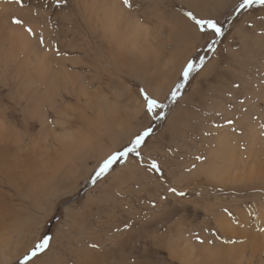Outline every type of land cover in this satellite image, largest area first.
Returning a JSON list of instances; mask_svg holds the SVG:
<instances>
[{
  "label": "rangeland",
  "instance_id": "1",
  "mask_svg": "<svg viewBox=\"0 0 264 264\" xmlns=\"http://www.w3.org/2000/svg\"><path fill=\"white\" fill-rule=\"evenodd\" d=\"M239 2L0 0L5 264L44 235L50 247L32 264H211L194 243L208 253L247 245L246 263L264 264V158L247 159L253 146L264 153V6L237 13ZM188 12L222 24L212 50ZM141 89L167 107L148 113ZM149 127L140 156L93 183L102 161ZM213 206L245 232L215 228Z\"/></svg>",
  "mask_w": 264,
  "mask_h": 264
},
{
  "label": "snow or ice",
  "instance_id": "2",
  "mask_svg": "<svg viewBox=\"0 0 264 264\" xmlns=\"http://www.w3.org/2000/svg\"><path fill=\"white\" fill-rule=\"evenodd\" d=\"M21 0H17V3H20ZM61 0H57V3L59 4ZM123 4L126 7H131V0H122ZM254 5H261L264 6V0H240L239 4L237 5L235 11L239 13L241 10L244 9H251ZM187 16L189 19L194 21L195 25L199 29L201 33H211L209 36L210 42L208 43V48L210 50L213 49V46L217 43V38L224 35V29L221 23H219L217 20L212 18H198L196 15H194L192 12H188ZM13 22L18 25H24V21L19 18H13ZM26 31L29 33V35H36V33L33 31V29L28 26L26 27ZM43 36H40V43H43ZM204 66V58H200V63L197 64L195 61H189L182 72V80L180 83L176 85V87L172 90L171 96L172 99L175 100L180 95V89H183L188 82L190 74L197 69H200ZM141 94L143 96L144 100V106L148 113H154L156 109H163L167 107V104L161 103L157 98L149 95L148 92H146L144 89H141ZM161 116L163 113L160 114ZM159 118V117H157ZM228 124H232L233 121L228 120ZM152 132V128L149 127L145 129L143 132L138 134L135 139L131 142L130 147H126L123 151L113 153L109 155L106 159L102 161V163L99 165L98 170L95 173V176L93 177V183H95V180L101 176H104L106 173L109 172V170L112 168V166L120 160L122 157H127V155L131 153H135L137 156H140L139 149L141 146L145 143L146 137H148ZM198 159H200L198 157ZM151 169L159 172L160 165L156 160L151 161L150 165ZM171 191L175 192V189H170ZM180 196L185 195V193L180 192ZM52 240L51 235H44L43 238L39 239L33 247L27 251L23 258L18 262V264H32L34 258H36L39 254L44 253L49 247H50V241Z\"/></svg>",
  "mask_w": 264,
  "mask_h": 264
},
{
  "label": "bare ground",
  "instance_id": "3",
  "mask_svg": "<svg viewBox=\"0 0 264 264\" xmlns=\"http://www.w3.org/2000/svg\"><path fill=\"white\" fill-rule=\"evenodd\" d=\"M93 1V0H92ZM105 1V0H104ZM96 3V2H95ZM95 5H98V3L97 4H95ZM98 8H99V6H98ZM110 13V12H109ZM105 14V13H104ZM103 14V15H104ZM108 15V14H107ZM101 17V16H100ZM109 17L111 18V16L109 15ZM108 17V18H109ZM98 18H99V16H98ZM103 18V17H102ZM117 18V17H116ZM115 18V19H116ZM118 20V19H117ZM109 22V21H108ZM114 21H113V19H112V23H113ZM96 23V22H95ZM98 24V23H97ZM112 25V24H111ZM127 25V24H126ZM110 26V25H109ZM113 26V25H112ZM115 26V25H114ZM103 35V34H102ZM148 35V34H147ZM155 35V34H154ZM173 35V34H172ZM168 38V37H167ZM134 42V41H133ZM22 44V43H21ZM161 45V44H160ZM81 49V48H80ZM181 49V48H180ZM41 51V50H40ZM86 56V55H85ZM47 65V64H46ZM144 74V73H143ZM140 79V78H139ZM30 81V80H29ZM75 81V80H74ZM25 86V85H24ZM146 87V86H145ZM43 94V93H42ZM253 131V130H252ZM249 133H251V131L249 132ZM252 135V134H251ZM250 135V136H251ZM254 135V134H253ZM247 136H249L248 135V133H247ZM254 137V136H253ZM250 138V137H249ZM248 139V138H247ZM246 139V140H247ZM254 140V139H253ZM226 142V140H223V142ZM228 141V140H227ZM248 141V140H247ZM252 141V140H251ZM229 142V141H228ZM246 142V141H245ZM255 142V141H254ZM254 147V146H253ZM252 147V148H253ZM252 148H250V150L248 151V155H247V159L248 158H252V159H257V158H264V153L263 152H260L261 154H258L257 152H256V150L255 151H253V149ZM261 149V148H260ZM257 151H261V150H258L257 149ZM264 151V150H263ZM236 154H237V152H235ZM233 152L232 151H230L229 153H227V157H228V159L230 158H232L233 157ZM232 160V159H231ZM235 160V159H234ZM241 160V159H240ZM238 161H239V159H238ZM228 162H232V161H228ZM234 162V161H233ZM232 162V163H233ZM235 165V164H234ZM224 166V165H223ZM231 166V165H230ZM221 169H222V167H221ZM224 170V169H223ZM256 171H257V173H259V174H264V166L262 165V166H256ZM1 203V202H0ZM220 207V206H219ZM218 207L217 206H213V207H211V209H210V212H211V214H212V216L210 217L211 218V220H212V224L213 225H215V228H217V229H220L221 231H228V232H234V231H237V232H239V233H244L245 231H240L239 229H236V228H234V227H232L231 226V224L230 223H227V218L226 217H224V215L222 214V213H220L218 216H217V213L219 212V208L217 209ZM261 217V213H259V218ZM264 217V216H263ZM223 218V219H222ZM243 220H244V218H243ZM245 221H246V224H248V221H247V219H245ZM262 221H264V218H262ZM229 222V221H228ZM255 222H256V225L258 224V222L255 220ZM244 223V222H243ZM244 225V224H243ZM171 227V226H170ZM248 227V226H247ZM254 228V227H253ZM4 230V229H3ZM178 233V232H177ZM246 233H248V232H246ZM7 234V233H6ZM5 235V234H4ZM183 238V237H182ZM248 239L250 238L249 236L247 237ZM7 239V238H6ZM200 239V238H199ZM3 241V240H2ZM198 241V240H197ZM2 243V242H1ZM0 243V245L1 246H3L4 247V244L2 245ZM7 243V242H6ZM200 243V242H199ZM6 245V244H5ZM143 245V244H142ZM194 246H195V250H194V252H197V256H201V260H202V258H204V259H206L207 261H210L211 260V264H245L246 263V261H245V255H246V251H245V248L247 247V245H245V246H235L233 249H230L229 251H225L223 248H221V250L220 249H217V251H215L214 249H213V251H212V253L211 252H207V249H206V246L207 245H199V244H195L194 243ZM253 247H255V248H257V249H259L261 246H262V244H259V243H255V244H253L252 245ZM3 247H0L2 250H3ZM7 248V247H6ZM168 252V251H167ZM3 253V252H2ZM21 253V252H20ZM4 254V253H3ZM0 256L2 257V256H5V258L4 257H2V264H5V263H7L8 261L7 260H9V258L8 257H6V254L5 255H2V254H0ZM44 257H42V259H43ZM200 260V261H201ZM1 262V261H0ZM34 263H36V261L34 262ZM56 263V262H55ZM1 264V263H0ZM246 264H250V263H246ZM259 264H262V263H260L259 262Z\"/></svg>",
  "mask_w": 264,
  "mask_h": 264
}]
</instances>
